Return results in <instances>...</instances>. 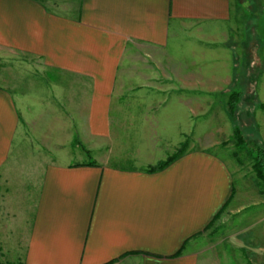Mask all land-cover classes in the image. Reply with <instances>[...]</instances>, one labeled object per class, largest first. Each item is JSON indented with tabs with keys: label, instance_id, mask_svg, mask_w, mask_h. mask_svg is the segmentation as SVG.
Instances as JSON below:
<instances>
[{
	"label": "crops",
	"instance_id": "1",
	"mask_svg": "<svg viewBox=\"0 0 264 264\" xmlns=\"http://www.w3.org/2000/svg\"><path fill=\"white\" fill-rule=\"evenodd\" d=\"M49 1L0 0V48L39 57L52 79L0 84V264H200L208 225L215 236L223 213L251 200L214 148L227 150L237 127L264 145V42L228 28L252 0ZM248 12L251 23L262 13ZM199 110L210 111L206 127L233 132H200ZM203 136L208 145L194 146ZM33 140L46 155L23 170L20 148ZM250 190L264 196L258 179ZM248 227L231 234L244 252Z\"/></svg>",
	"mask_w": 264,
	"mask_h": 264
},
{
	"label": "rangeland",
	"instance_id": "2",
	"mask_svg": "<svg viewBox=\"0 0 264 264\" xmlns=\"http://www.w3.org/2000/svg\"><path fill=\"white\" fill-rule=\"evenodd\" d=\"M63 1L64 0H51L48 2V4L51 6L60 7V3ZM77 3L78 1H76V4ZM238 7L239 8L234 15V19L228 23V28L233 27L234 24V28L237 29L236 32H234L236 38H244V40L248 42H264V4H262L260 8V0H252L250 4L244 5L243 7L240 5ZM252 10H255L257 13H260V11L262 12L260 15L256 16L255 22L253 23L250 22L253 21V18L249 21L248 15V11ZM257 22L260 23L258 24ZM246 28L249 29V31H246ZM193 40L195 39L193 38ZM179 41H181V39ZM200 44L202 43L200 42ZM181 47L188 50L186 44H182ZM198 48L197 58L199 70L200 72L202 70L203 72L205 71L210 74V51L206 52L204 54L205 56H203L202 48ZM168 50L171 53H175V45L171 44ZM253 51L254 47L251 49V52ZM47 73L49 72L44 68L43 62L39 57L19 52L17 53L14 50L0 48V84L12 89V91L15 89V87L25 90L34 87L42 88L43 86H46L49 81H52V79H50V74L48 75ZM203 82H205V79H200V85L205 87L206 85H203ZM200 99H202V97ZM255 101L256 98L254 97L253 102ZM258 112L262 113L264 110L259 109ZM204 114H208V117L210 118V111L205 112V110H199L198 120L200 132H206L209 130L210 134L215 132V135H210V138L215 137L217 139L224 138V135H226L228 138L229 136L227 133L229 132L230 134L233 132L232 124L227 127L228 132H223L219 127L220 123L218 120L211 122L210 126L206 127L204 124L205 122L203 121ZM252 117L254 119V114ZM255 130V126L249 123L248 125L244 126V131L247 134H251V132L253 134L257 133V130ZM203 137L206 138L205 136ZM229 140H231V138ZM229 140L228 142L226 141L227 143H230V147L227 150L222 146H216L214 150L219 153V155L222 156L230 165L232 171L234 172L236 187H239L240 189V187L243 186V191H241V193L245 194V198L251 200H249L250 202L247 204V209L242 213L237 215H231L230 212L223 213L221 220L223 223L220 227L216 228L215 232L217 233L215 236H212V234L210 235L212 227H208V229L204 232L203 237L200 239L198 244L200 249H205V253L200 254V264H264V255L255 256L259 252V248L264 246V220L260 219L262 218L260 216L264 215V200L254 202L256 201L255 198L261 199L262 197L264 199V196L258 194L255 196L254 191L250 190V188H253L254 183L257 180L256 174L253 170V158L250 157L247 149L241 150L237 148L235 145V139L231 141ZM206 141L207 138L205 141L202 139L203 143L198 142L195 143L194 146L202 147L204 145H208L209 142ZM181 146L182 145H180L174 151L172 150L173 153L179 150ZM169 153L167 152V155ZM39 155L43 156L46 154L44 146H40L39 142L36 140H33L32 142L28 141L22 144L19 157L23 170L35 163ZM161 155L163 156V154ZM74 160L78 161L80 160V157L74 158ZM244 188L246 190H244ZM236 202V200L233 201V205ZM245 225L249 226L247 231H239V233L241 239H244L248 245V253L246 251L244 252V250L240 248H237L235 241H233L231 238V234L234 231ZM249 251L251 253H249Z\"/></svg>",
	"mask_w": 264,
	"mask_h": 264
},
{
	"label": "trees",
	"instance_id": "3",
	"mask_svg": "<svg viewBox=\"0 0 264 264\" xmlns=\"http://www.w3.org/2000/svg\"><path fill=\"white\" fill-rule=\"evenodd\" d=\"M238 93H235L232 95L233 100L230 101V113L233 112V110L236 107L237 99H238ZM232 138L235 139V145L238 149H247L248 154L251 158H253V170L256 174V178L258 179V182L262 187L264 188V145H261L259 143H253L248 141L241 129L237 127L234 131V134ZM232 139V140H234ZM76 140V144H77ZM86 153L90 154V151L87 150L85 147H83ZM186 148V143L182 144L181 148L174 152L173 154L169 155L166 159L159 161L156 165L150 166L148 168V171H156L161 170L167 167L170 163H172L174 160H176L179 156H181ZM88 164L90 165H96L95 161H91ZM221 213V212H220ZM219 216V213L216 215V218ZM213 222V221H212ZM211 223L208 225L210 227ZM207 227V228H208ZM181 251L178 252L175 255H180Z\"/></svg>",
	"mask_w": 264,
	"mask_h": 264
}]
</instances>
